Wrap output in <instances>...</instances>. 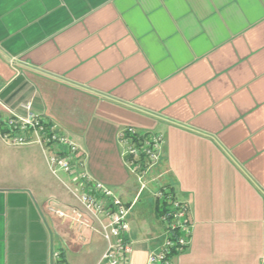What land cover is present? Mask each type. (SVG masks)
<instances>
[{"label":"crops","instance_id":"1","mask_svg":"<svg viewBox=\"0 0 264 264\" xmlns=\"http://www.w3.org/2000/svg\"><path fill=\"white\" fill-rule=\"evenodd\" d=\"M26 102L78 150L54 173L0 121V264H72L84 246L97 264L105 240L70 222L79 171L132 203L129 264L163 241L158 184L188 206L173 264H264V0H0V117ZM125 127L163 138L138 195Z\"/></svg>","mask_w":264,"mask_h":264},{"label":"built area","instance_id":"2","mask_svg":"<svg viewBox=\"0 0 264 264\" xmlns=\"http://www.w3.org/2000/svg\"><path fill=\"white\" fill-rule=\"evenodd\" d=\"M21 108L25 111L24 115L9 111L7 116L0 117L4 137L13 143L22 144L33 136L52 172L55 173L56 169L70 172L76 161L77 145L57 131L53 124L33 112L29 102L22 103ZM119 138L125 162L139 182L138 195L146 188L145 174L160 159L163 138L161 134L139 132L134 127L123 128ZM76 178L84 183L85 188L80 192L73 191L80 206L70 210L71 225L78 231L89 227L101 234L106 245L97 264H129L127 256L131 252V245L128 239V214L132 203H124L108 186L97 181L91 182L85 171H79ZM154 196L165 202V213L159 217L165 235L160 246L148 254L146 264H173L170 257L172 252H182L189 243L188 206L164 184H158ZM55 212L63 219L67 217L62 210ZM94 222L98 223L99 229L94 227ZM58 253L55 255L58 256Z\"/></svg>","mask_w":264,"mask_h":264},{"label":"rangeland","instance_id":"3","mask_svg":"<svg viewBox=\"0 0 264 264\" xmlns=\"http://www.w3.org/2000/svg\"><path fill=\"white\" fill-rule=\"evenodd\" d=\"M85 247L83 248L82 252L77 253V254H72L70 255L69 253V258L73 259L74 261H70L72 262V264H92L95 252L91 249L89 250H85Z\"/></svg>","mask_w":264,"mask_h":264},{"label":"trees","instance_id":"4","mask_svg":"<svg viewBox=\"0 0 264 264\" xmlns=\"http://www.w3.org/2000/svg\"><path fill=\"white\" fill-rule=\"evenodd\" d=\"M169 191H171L172 194L175 195L173 188L169 187ZM155 212H156L157 218H159L162 213H165V202L156 199L155 200ZM175 255H176V253H174V252H172V254L170 255L172 260H173Z\"/></svg>","mask_w":264,"mask_h":264}]
</instances>
